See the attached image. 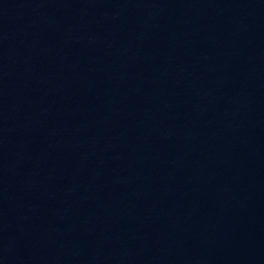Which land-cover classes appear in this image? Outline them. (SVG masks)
Returning a JSON list of instances; mask_svg holds the SVG:
<instances>
[{"label":"water","instance_id":"obj_1","mask_svg":"<svg viewBox=\"0 0 264 264\" xmlns=\"http://www.w3.org/2000/svg\"><path fill=\"white\" fill-rule=\"evenodd\" d=\"M0 264H264V0H0Z\"/></svg>","mask_w":264,"mask_h":264}]
</instances>
